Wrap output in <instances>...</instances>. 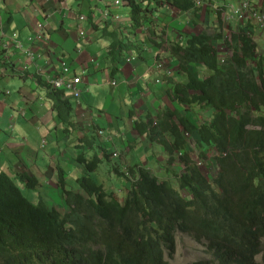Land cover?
Listing matches in <instances>:
<instances>
[{
  "label": "trees",
  "instance_id": "obj_1",
  "mask_svg": "<svg viewBox=\"0 0 264 264\" xmlns=\"http://www.w3.org/2000/svg\"><path fill=\"white\" fill-rule=\"evenodd\" d=\"M123 1L128 6L124 27H96L110 40L111 50L134 49L135 55L141 46H133L128 35L138 33L154 9L164 4L173 11H187L194 3ZM248 1L252 8L264 11V1ZM237 4H230L229 10ZM230 23L235 25L230 34L232 49L221 61L217 49L214 51L208 43L206 30H190L183 41L172 40L175 46L171 54L177 68L184 70L183 65L201 63L212 72L202 80L190 77L177 84L172 109L167 107L156 117L147 114L146 121L140 119L131 127L137 137L158 142L172 154L169 162L181 152L178 160L183 163L182 172L177 175L167 170L159 178L150 170L132 165L124 168L127 172L120 171L106 149L96 143L93 133L80 132L74 137L75 162L81 168L76 177L80 190L66 186L62 166L54 168L56 188L65 204L62 214L40 195L36 177L19 171L10 177L0 171V264H170L164 259V251H174L177 231L208 242L210 259L188 264H259L253 257L263 250L259 238L264 236V69L263 57H256L258 46L250 35L263 28L256 22L253 26L247 23L242 15ZM124 29L127 36L122 34ZM157 31L151 29L150 34L158 33L163 39V30ZM46 98L59 113L64 108L59 121L67 130L73 127L75 131L67 121H73V109L62 91H47ZM188 109L194 112V119L186 114ZM68 110H72L70 116ZM192 134L202 148L200 159H206L208 148L213 153L216 168L210 180L195 165L200 160H191L185 150L186 136ZM101 165L109 174L117 172L116 177L123 179L127 191L122 200L94 179L92 174ZM168 173L176 177L174 182ZM19 184L36 190L37 202L23 196Z\"/></svg>",
  "mask_w": 264,
  "mask_h": 264
},
{
  "label": "crops",
  "instance_id": "obj_2",
  "mask_svg": "<svg viewBox=\"0 0 264 264\" xmlns=\"http://www.w3.org/2000/svg\"><path fill=\"white\" fill-rule=\"evenodd\" d=\"M64 1L65 3L62 1V3L60 2L61 5L54 7L55 0H0V43L6 39L7 35L15 34L14 37L11 35V40L21 41L23 49L31 47L35 53L34 60L31 61V59L23 52L13 47L12 42L9 44V47L3 49L4 54L11 56L10 59L8 58V61L11 63L9 62L10 64L8 63V67H6L7 69H5L3 73H0V95L2 94L1 91L4 89L9 91L8 95H5L0 99V170L9 176H13L16 171L31 173L38 179L39 186L42 182L40 174L44 173L37 172L36 169L41 166L38 164L41 163V161H39L40 159H36L35 164L31 163L33 160V150L24 146L25 141L21 138L23 135L22 130L35 122L41 121L42 123H46L47 128H45L43 134H40V140L38 143L40 144V147H44L46 143H50V141H48V134H50V139L57 145L59 150L58 153L62 156L65 154L62 148H67V150H69V148L74 145V137H76L81 131L78 133L71 131L69 137L63 132L59 135L57 131L54 132L55 128L52 127V125L56 124L52 115H43V112L36 107V104L26 103L27 108L13 106L12 103L9 102V98L12 95L11 87L19 83V78L22 79L21 85L28 79L32 82H36L37 92L38 90H45L44 86H41L43 83H39V79L32 80L35 76L34 68H37L38 70L41 69L42 73L52 70V73L56 74V71L57 73L61 72L59 66L64 62L80 77V83L77 85V88L80 91L79 102L76 99H71L69 97L72 95L71 91H64V94H67V97L70 98L73 105L74 111H72V114L74 121L78 117L82 124L84 121V113L87 112L85 121H93L95 124H100L98 119H95L93 116V112L95 111L93 104L97 102V105L100 106L102 101L108 96L109 91L115 87L117 79L122 80L123 83L125 80L130 81L133 90L144 89V95H141L140 99L144 100L146 105L140 106L139 111H142L147 107L149 110L148 114H154L156 110L162 111L166 103H168L167 91L171 89L174 81L183 77L181 72L176 73L177 70L174 57L171 55L168 58V54L165 51L166 47L163 45L155 46V44L153 45L147 40L143 41L144 35L138 33H136L133 38L140 41L139 45L141 46L142 52L138 55L139 58L133 59L130 55L132 57L136 56L134 54H129L126 56V59L130 58L129 61L122 60L123 62L120 61L116 64L115 60L107 54V46L110 44V40L104 37L102 29L96 27L99 22L95 21L98 16V9L94 10V8L97 6L106 8L104 7L106 3H93V5H91L93 0L90 2H87V0L84 2L81 0ZM204 1L205 0H203L202 3ZM213 1L215 2V0ZM263 1L264 0H255L257 4H260ZM225 2H230L231 5H236L239 0H225ZM74 4L77 6L73 7ZM166 7L168 9V6ZM84 9H89V12ZM229 9L230 8H226L225 12L230 13L231 9ZM64 11H67V13L63 14ZM84 11L87 13L86 16L82 15V12ZM112 11H109L111 14L108 13L107 15L106 27H109L110 24H115L111 27H119V25L122 24L115 22L114 19L122 15L119 13L120 8H112ZM168 11L170 13L168 18L166 17L167 21L165 19L163 22L167 25L165 26V31H162L164 32V37L166 40L168 39L167 41L180 39L177 31L179 30V27L181 29L186 22L183 21L181 23L180 19L186 15L190 17V12L192 11L186 13H179L173 10ZM114 13L117 14L115 15ZM62 15H64L65 18H61ZM77 15L82 16L83 18L88 16V19L83 23V18L78 19ZM194 18L197 19V16L195 15ZM110 19H113L112 22ZM122 20H124L123 15ZM34 22L36 23V27L34 26ZM38 23H41L44 26L46 38L45 40L36 42L33 37L38 32ZM103 23L104 22L101 20L99 27H101ZM78 26H82L84 31L88 32V38L82 39L81 36L78 35ZM161 27V24L158 25V28ZM197 29L195 30H208V28L202 23L199 25L197 24ZM157 32L160 31L158 30ZM122 34L127 36L128 30H122ZM157 39H159V37H157ZM92 55L98 59L99 62H95L98 67L92 65L90 58ZM155 56L159 57V59ZM15 57L18 58L17 61H14ZM156 60L160 61L161 66H158L155 70L153 68L155 63H157ZM20 65H23L24 67L27 65L30 69L26 72H21ZM12 71L13 73H11ZM175 75H177L176 79ZM154 79H162V82L155 83ZM112 81L115 82H113V85L111 84ZM44 90L42 91L43 94ZM19 94L20 95L15 97L16 101L24 102L25 99L23 96L26 95V92L19 90ZM2 95L0 97H2ZM37 100L39 102L43 101L42 103L44 107L47 106L44 97L37 96ZM132 100L135 99L133 98ZM142 100H140L139 104L142 103ZM129 101L130 99L126 94L117 97V102L108 109L119 111L120 116L117 120L118 126L110 128L106 133L103 131V134L99 138L95 137V140L96 143L100 142L101 145L110 147V149L121 148L122 146H126V149L130 147L145 148V150L139 151L138 156L132 159V161H130L129 156V158L125 157L121 159L122 164L126 165H131L133 163L147 165V159L151 157L156 159L160 154L162 147L156 143H147L142 138L134 139L135 133L132 132V135L130 134V129L132 127L130 122L139 118L140 113L132 114L127 111ZM2 103L11 107L10 116H12L11 121L14 123V132L12 134H10L5 127L3 110L1 109ZM21 108L25 110L23 116H21L18 111ZM202 111L203 110H201V112ZM191 114L193 116V113ZM198 117L199 115L196 111V118ZM21 118H26V120L24 121ZM87 133H93L95 136V132L93 131ZM108 135H110V137H108ZM127 136H129V139H127ZM37 137L39 139V135H37ZM114 138H116V141H114ZM60 139H62L63 142H61ZM103 141H106L107 143L104 144ZM110 144L114 145L111 147ZM50 148L51 146L48 149ZM147 150H149V152ZM5 152L7 154H5ZM23 153H25L26 157L21 155ZM49 157L50 156H48V158ZM63 158L66 159L65 157ZM163 161L155 163L153 167L147 166L157 173L159 171L163 172L170 170L172 165L168 166L169 164H167L165 160ZM56 164L61 165L60 163ZM75 167H77L78 172L81 170L80 165L76 164ZM52 172L54 175L55 171L52 170ZM47 186L50 185H44V187Z\"/></svg>",
  "mask_w": 264,
  "mask_h": 264
},
{
  "label": "rangeland",
  "instance_id": "obj_3",
  "mask_svg": "<svg viewBox=\"0 0 264 264\" xmlns=\"http://www.w3.org/2000/svg\"><path fill=\"white\" fill-rule=\"evenodd\" d=\"M80 1V0H79ZM82 2L86 1V0H81ZM90 2L91 0H87V2ZM193 8H191L190 10L187 11H178L176 10V12L179 13H186V12H190L191 16H183L180 19V22L182 23L183 21L185 22L183 24V27H179L178 32V36L180 39H175L174 41H183V38L188 34V32L191 30L192 32H195L198 30L197 29V24H203L205 27L208 28L207 32L209 35V44L211 45V48L215 51V49H217V53L219 55V60L221 61L223 59L224 56H227L230 53V50L232 49V44L230 41V34H232L234 32V28L235 25L234 23L231 24L229 23V19H227L225 17V9L229 7L230 2L226 3L225 0H215V2L213 0H205L203 3V0H193ZM227 1V0H226ZM65 3V1H63ZM62 3V2H61ZM61 3H54L55 6L61 5ZM101 4V3H106L104 5V7L106 8H101V6H97L94 8V10H97V14L98 16L96 17V21L97 22H101V17H105L106 15H108V11H112V8H120L119 13L123 15V22L125 23L127 21V16H128V6L126 4H124L123 0H93L92 4ZM122 4V5H120ZM66 6V5H65ZM77 6L76 4L73 5V7ZM113 6V7H111ZM82 7V5H81ZM164 8V9H163ZM165 5H161L158 6V9H154L152 12V16L151 19H149L148 21H145L141 28L138 29V34H143V41L147 40L148 42L152 43L153 45L155 44V46L160 43V46H164L166 47V52L168 54V58L172 55L171 54V48L172 45L175 46V44H172L173 41H167L166 38L163 36V39L161 38L160 35H158V33L155 35H151L150 34V30L153 29V31L155 30H159L162 29L163 31H165V26L166 23H163L164 20L168 18L169 15V11ZM86 11L89 12V9H84ZM171 10V9H169ZM64 14H66V11L63 12ZM83 16H86L87 13L84 11L82 12ZM193 15V16H192ZM197 16V19L194 18V16ZM78 19H79V15H77ZM167 17V18H166ZM63 18H65V16H63ZM83 18V17H82ZM187 18V19H185ZM256 20V17H250L247 19V23L252 24L254 21ZM104 23L102 26L107 24V21L102 20ZM239 21V20H237ZM35 23V22H34ZM97 24L98 26L100 24ZM162 25L161 28H158V25ZM34 26L36 27V23L34 24ZM253 26V24H252ZM251 26V27H252ZM250 27V28H251ZM245 29H247V26L244 27ZM197 29V30H195ZM202 29V28H200ZM249 32L250 34L253 33ZM126 33V31H125ZM135 35H128L129 40H131L133 42V46L139 44L140 41H138V39L136 40V38H133V36ZM157 37H159V39H157ZM214 37V38H212ZM253 42H255L258 46L257 49V54L256 57L259 55L261 57H263V69H264V28L258 32V34L255 32V34H251L250 35ZM135 39V40H134ZM141 40V38H140ZM153 41H155L156 43H153ZM256 46V48H257ZM230 47V49H229ZM255 48V49H256ZM107 54L109 55V57L113 58L115 60V63L118 64L120 61L124 60V61H129V59H126V56H128L129 54H137L136 50L132 49V50H128V51H119V50H111L110 46H107ZM142 52V49L139 51L138 55H140ZM138 55H135L136 57H132L130 55L131 58L133 59H137L139 58ZM6 57H8L9 59L11 58L10 55H6ZM156 57V56H155ZM255 57V59H256ZM7 58V60H8ZM91 58V63L92 65H96L98 67L97 64H95V62H99L98 59H96L93 55L90 57ZM159 59V57H156ZM18 58L15 57L14 61H17ZM157 63H155V66L153 69H157L158 66H161V63L159 60H156ZM123 62V61H122ZM129 63V62H128ZM175 64H177L175 62ZM176 66V65H175ZM183 65L184 70L177 68L176 66V73L181 72V75L183 76L181 79H177L174 81L171 89L169 91H167V96H168V103H166L165 107L162 109V111H164L165 108L167 107H171V105H174L175 103H173L172 99H173V90L174 88L177 86V84H181L187 81L188 78L192 77L194 79H204L207 76H209L211 74V70L209 68H207L206 66H204L203 64H189L188 66ZM60 67V71L63 72H59L56 74L52 73V70L47 71L46 73H42L41 69L37 70L36 68H34V72L35 76L32 80L35 79H39V83H43L41 86L45 88L44 85V79H43V74H45V81L48 82V84L50 83L51 85H53V83L55 82H60L59 84H61L60 87L58 86H51L47 89H42V90H38V92L36 91V82H32L30 80H26L25 83H23L21 85V81L22 79L19 78V83H17L15 86L11 87L12 88V95L9 98V102L12 103L13 106L16 107H23V108H27L26 103H34L36 104V107L38 109H40V111L43 112V115H52L54 122L56 124L52 125L54 129V132L57 131L59 133V135L63 132L65 134L70 135L72 129H65V125L59 122V118H61V114H64V108L62 107V109H60V113H59V108H57V106L51 102V104H49L48 99L46 98V92L50 91V90H59L62 91L59 88H63L62 85L66 84L65 82H71L73 83L74 79L79 78V81L75 83V85L77 86L80 83V77L75 74L73 72V70H71L70 66L69 69H64V67L62 68V66ZM174 67V64H173ZM30 67H28L26 65V70H29ZM67 70H69L68 72H66ZM51 77V78H50ZM177 75H175V79H176ZM50 79V80H49ZM69 80V81H68ZM155 83H161L162 79H154ZM113 85V82L111 83ZM21 85V86H20ZM20 86V87H19ZM54 87V89H53ZM56 87V88H55ZM19 90H22L24 92H26V95H24V102H19L16 101L15 97L19 94ZM44 90V94L42 93V91ZM76 90H79L78 88ZM199 92V91H198ZM39 93V94H38ZM63 93V91H62ZM9 94L6 93V95ZM126 94L128 96V98L130 99V101L128 102V108L127 111L130 113H140L139 114V118L134 119L132 122H130V125H135L141 118H143L146 121V116L147 113H149L148 108L146 107L145 109H143L142 111H139V107L142 105H146L145 101L140 99L141 95H144V89L143 90H133L132 89V85L130 83V81L125 80L124 83L122 82V80L117 79L116 83H115V87L112 88L109 91L108 96L102 101V103L100 104V106L97 105V102H95L93 104V107L95 109V111L93 112V116L95 119H98L100 124H95L93 121H85V117H86V113H84V121L81 124L80 118H76L74 121V117H73V123L71 120L68 121L71 122L76 129H75V133H78L79 131L85 133V132H90L93 131L95 132V137L99 138L102 134L103 131L106 133V131H109L110 128H113L114 126H118L117 124V120L119 118V111H115V110H109L108 108L112 105H114V103L117 102V97L119 95H124ZM70 95V94H69ZM37 96H42L44 97V101L47 103V106L44 107L43 106V101L39 102L37 100ZM77 96V94H72L69 97L71 99H74ZM46 98V99H45ZM66 98L69 102L70 105V99L67 97ZM135 100H132V99ZM140 100H142V103L139 104ZM49 104V105H48ZM73 109V106H71ZM197 108V107H195ZM1 109L3 110V117L5 120V127L7 128V130L9 131L10 134H12L14 132V123L11 121L12 116H10V112H11V107L5 105L4 103H2ZM181 111H185L184 109L180 108ZM19 114L21 116L24 115L25 110L24 109H19ZM72 110H68L67 112H69V115H71ZM147 111V112H146ZM66 112V113H67ZM58 113V115H57ZM157 111L154 113L156 115ZM189 113L191 114V110L188 109L186 110V114ZM194 113V112H193ZM154 114H151L153 116H155ZM200 114H202L203 119L200 118V120L202 119L203 121L206 120L205 119V114L204 112H200ZM59 117V118H58ZM189 117V116H188ZM192 119H194V117H191ZM24 121L26 120V118H21ZM195 119L197 120V122H199V120L195 117ZM157 119H155V121H153V123L156 122ZM77 124V126H76ZM46 123H42L41 121L39 122H35L33 124H31L29 127L24 128L22 130V139L25 141L24 142V146L33 150V160L35 161H31L32 164L36 163V159H40L39 161H41V163H39L38 169H36L37 172H42L44 174H40V177H42V182L41 185L39 187H37V190L39 191L40 195H44V197H47L49 199V204L51 206H54L60 213H64L63 211H65L64 207L65 204H63V201L61 200V197L58 193V190L56 188V182H55V178L53 175L52 170H54V168L58 165V166H63V169L65 171V179H66V186L70 189L73 190H80L78 188V183H76V179L75 177L78 176V169L76 166V162H75V155H76V144L73 145L72 147L69 148V150H67V148H62V150L65 152L64 156L60 155L58 152V148L57 145L50 140V143H46L43 146L40 147V144L38 143V141L40 140V134L44 133V130L46 127ZM50 131V130H49ZM132 132L135 133V137L136 138H142L145 142H147L143 137H137V133L135 132V130H133L132 128L130 129V134L132 135ZM49 133V132H48ZM80 134V133H79ZM78 134V135H79ZM97 134V135H96ZM37 135H39V139L37 137ZM77 135V136H78ZM195 134H192L191 136H186V142H187V147H186V152L187 154H189L190 159L191 160H200L198 163H196L195 165L197 167H200L201 170L204 172V174L206 175V177L210 180L212 177L211 175H213L215 173V163L213 160V153L211 152V150L208 148V152L206 153V159L202 160L200 159L202 157V148L201 145H199V143L197 142V138L194 137ZM29 137V138H28ZM48 137H50V134H48ZM94 137V138H95ZM108 137H110V135H108ZM33 138V141L32 139ZM21 139V141H22ZM30 141H29V140ZM127 139H129V136H127ZM126 139V140H127ZM189 139V140H188ZM73 140V139H72ZM44 141V140H43ZM61 142H63L62 139H60ZM114 141H116V138H114ZM33 142V143H32ZM76 142V140L74 139V143ZM103 143H107L106 141H103ZM149 143V142H148ZM152 143H156L159 144L158 142H152ZM190 143V144H189ZM50 144V145H49ZM98 144L101 145L100 142H98ZM38 145V146H37ZM114 144H110V146L112 147ZM162 147V150L160 151V154L158 155V157L155 159L154 157H151L149 159H147V165L148 166H154V164L158 161H167L169 163L168 166H171L170 170H173L174 172L177 173V175H179L184 166L182 162H179L178 160V156H180L181 152H178L176 154H174L175 159L172 162L168 161L169 157H173L172 154H167L164 151V148L161 144H159ZM37 148H36V147ZM51 146L50 150H48V148ZM104 147V149H106V151L109 153V158L111 159L112 162H114L116 165H118V168L120 171L123 172H127L126 168V164H122V160H120L121 158H129L130 157V161H132V159H134L135 157L138 156V152L139 151H143L144 149H141L139 147H130V148H125L126 146H122L121 148H115V149H110V147H106L104 145H102ZM116 146H120V145H116ZM45 150V151H44ZM49 151V152H48ZM149 152V150H147ZM47 152V153H46ZM184 152V151H183ZM206 152V150H205ZM42 153V154H41ZM50 153V157L48 158ZM23 157L25 156V153L21 154ZM129 156V157H128ZM47 157V158H46ZM63 157H65L66 159H64ZM148 157V156H147ZM99 158H102L101 155ZM47 159V160H46ZM34 162V163H33ZM56 163H60L56 164ZM119 163V164H118ZM134 168L137 167H142L145 170H150L152 171L155 175H159V178H163V173L164 171H159L158 173L155 172L154 170H152L150 167H148L147 165H137L135 166V163L131 164ZM102 166V165H101ZM99 167L98 170H96V173H93L92 175H95V178H97L96 180H98L99 182H101L104 186V189L108 190V191H112L113 196H115L118 200H122L124 197L125 192V188L122 185V178H116L115 176H117L115 173H110L108 171L105 170L104 165L102 167ZM160 167V166H159ZM162 168V167H160ZM32 169V168H30ZM157 171V170H156ZM173 172V173H174ZM105 173V175H104ZM29 175H33L31 173H27ZM109 175V176H108ZM172 176V173H168V176ZM34 176V175H33ZM35 177V176H34ZM105 177V178H104ZM109 177V178H108ZM101 179V180H100ZM122 179V180H119ZM119 180V181H118ZM170 180L172 182H174L176 180V177H171ZM68 181V182H67ZM47 182V183H46ZM71 182V183H70ZM50 185L47 187H44V185ZM19 186L21 187V185L19 184ZM75 186V187H74ZM54 187V188H53ZM73 187V188H72ZM51 188V189H50ZM21 189L24 191V195L30 200V201H36V195H37V191L35 190H26L25 188L21 187ZM56 190V191H55ZM53 191V192H52ZM42 193V194H41ZM45 193H47L48 195L45 196ZM183 194H185L184 192H182ZM174 243H175V247H174V251L169 254L168 251H164V259L165 261H167L170 264H188V263H192L198 260H208L210 259V253L208 252V242L205 239H201V240H196V238L194 236H192L189 232H180L177 231L175 232L174 235ZM261 256L257 255L256 257V261H258L259 264H264L260 258ZM212 264V262H210Z\"/></svg>",
  "mask_w": 264,
  "mask_h": 264
},
{
  "label": "bare ground",
  "instance_id": "obj_4",
  "mask_svg": "<svg viewBox=\"0 0 264 264\" xmlns=\"http://www.w3.org/2000/svg\"><path fill=\"white\" fill-rule=\"evenodd\" d=\"M63 1V0H62ZM61 1V2H62ZM120 5H122V4H120ZM164 5V4H163ZM67 7H69V6H67ZM70 8V7H69ZM59 9H61V8H59ZM158 9V8H157ZM251 9H254V8H252L251 6H250V4H249V1L248 0H241L238 4H237V6H232V11L230 12V13H226L225 14V17L227 18V19H229V23L230 22H233V21H235L238 17H240L241 15L242 16H245V18L246 19H248V18H250V17H253V16H255L256 17V20L254 21V22H256L259 26H261L262 28H264V25H262V21L264 20V11L261 9V10H256V9H254V10H251ZM114 10V9H113ZM167 10V9H166ZM169 10V9H168ZM61 11V10H60ZM66 13H67V11H66ZM108 13H110L109 11H108ZM112 13H113V11H112ZM64 14V13H63ZM111 14V13H110ZM115 14V13H114ZM117 14V13H116ZM115 14V15H116ZM63 16L64 15H62L61 16V18H63ZM111 16V15H110ZM120 17H122V15L120 16ZM82 18V16H79V19H81ZM105 21V20H104ZM115 25V24H114ZM81 27L82 26H78L77 27V32H78V35L79 36H81ZM11 35H12V37H14L15 36V34H10V35H7L6 36V39L5 40H3L1 43H0V52H1V56H2V60H0V73H3L4 72V70L5 69H7L6 68V64H7V58L8 57H6V55L7 54H4L3 53V49H6L7 47H9V44L11 43ZM18 44H20V45H22V43H21V41H18V40H15ZM23 53L26 55V56H28L30 59H31V61L32 60H34V50H32L31 49V47H27V48H25V49H23ZM10 62V61H9ZM11 63V62H10ZM9 63V64H10ZM13 65V64H12ZM60 66H62V68L64 67V69L66 68V69H69V67L64 63V62H62L61 64H60ZM14 69V68H13ZM69 70H67L66 72H68ZM61 72H63V71H61ZM11 73H13V71L11 72ZM51 78V77H50ZM50 80V79H49ZM69 81V80H68ZM78 81H79V78H78ZM74 82V81H73ZM48 83V82H47ZM65 83H67V82H65ZM112 83V82H111ZM115 83V82H114ZM113 83V84H114ZM50 84V83H49ZM75 85V84H74ZM55 86V85H54ZM1 87H2V85H1ZM56 88V87H55ZM53 89H54V87H53ZM0 90H1V88H0ZM1 93L3 94H1L2 95V97H0V99L1 98H3L5 95H6V93H8V90L7 89H4L3 91H1ZM39 94V93H38ZM63 94V93H62ZM0 95V96H1ZM65 95H67V94H65ZM46 99V98H45ZM70 99V98H69ZM75 99V98H74ZM80 101H82V100H80ZM71 102V101H70ZM72 104V103H71ZM176 105V104H175ZM71 106H73V105H71ZM168 108H170V107H168ZM170 109H172V107L170 108ZM74 111V110H73ZM151 111V110H150ZM158 113H160L159 111H161V110H156ZM147 112V111H146ZM71 114V113H70ZM148 114V113H147ZM74 115H76V114H74ZM155 115V114H154ZM158 115V114H157ZM163 115V114H162ZM70 116V115H69ZM155 117H156V115H155ZM154 117V118H155ZM71 118V117H70ZM69 118V119H70ZM71 120V119H70ZM67 121H69V120H67ZM66 121V122H67ZM60 122V121H59ZM61 123H63V122H61ZM72 123H73V121H72ZM71 122H69V124H72ZM68 125V124H67ZM70 126H72V125H70ZM76 126H77V124H76ZM71 128H73V127H70V129ZM66 129V128H65ZM67 130V129H66ZM73 130V129H72ZM90 135V134H89ZM97 135V134H96ZM47 136V135H46ZM144 136V135H143ZM81 137V136H80ZM29 138V137H28ZM50 138V137H49ZM49 138H48V141H50L49 140ZM32 139V141H33V138H31ZM78 139V138H77ZM29 140V139H28ZM54 140V139H53ZM189 140V139H188ZM24 141V140H23ZM30 141V140H29ZM52 141V140H51ZM21 143V142H20ZM33 143V142H32ZM44 143V142H43ZM148 143V142H147ZM190 144V143H189ZM44 145V144H43ZM38 146V145H37ZM46 146V145H45ZM36 147V146H35ZM95 147H97V146H95ZM28 148H29V146H28ZM37 148V147H36ZM91 148V147H90ZM27 149V148H26ZM91 149H93V148H91ZM159 149V148H158ZM48 150H50V149H48ZM45 151V150H44ZM49 152V151H48ZM97 152V151H96ZM47 153V152H46ZM5 154H7L6 152H5ZM4 154V155H5ZM42 154V153H41ZM50 154V153H49ZM50 156V155H49ZM13 158V157H12ZM47 158V157H46ZM5 159V158H4ZM3 159V160H4ZM123 159V158H122ZM122 159H120V160H122ZM6 160V159H5ZM4 160V161H5ZM47 160V159H46ZM7 161V160H6ZM34 161V160H33ZM35 162V161H34ZM33 162V163H34ZM158 162V161H157ZM156 162V163H157ZM164 162V161H163ZM39 164V163H38ZM119 164V163H118ZM37 165V164H36ZM116 165V164H115ZM14 166V165H13ZM26 167V166H25ZM36 167V166H35ZM42 167V166H41ZM27 168V167H26ZM9 169V168H8ZM38 169V168H37ZM58 169V168H57ZM83 169H84V167H83ZM60 170V169H59ZM85 170V169H84ZM1 172H2V170H0ZM8 171V170H7ZM87 171V170H86ZM107 171V170H106ZM25 172V171H24ZM58 172V171H57ZM115 172V171H114ZM115 173H117V172H115ZM25 174V173H24ZM59 174V173H58ZM85 174V173H84ZM26 175V174H25ZM104 175H105V173H104ZM4 176V175H3ZM28 176V175H27ZM109 176V175H108ZM157 177H159V175H156ZM164 176V175H163ZM6 177V176H5ZM11 177V176H10ZM13 177V176H12ZM30 177V176H29ZM59 177V176H58ZM81 177V176H80ZM94 177H95V175H94ZM116 177V176H115ZM31 178V177H30ZM57 178V177H56ZM105 178V177H104ZM109 178V177H108ZM117 178V177H116ZM27 179V178H26ZM58 179V178H57ZM75 179H76V177H75ZM79 179V178H78ZM94 179H97V178H94ZM21 180V179H20ZM31 180V179H30ZM101 180V179H100ZM119 180H122V179H119ZM118 180V181H119ZM15 181V180H14ZM23 181V180H22ZM28 181V180H27ZM37 181V180H36ZM57 181V180H56ZM98 181V180H97ZM9 182V181H8ZM68 182V181H67ZM76 182V181H75ZM123 182V181H122ZM15 183H17V182H15ZM31 183V182H30ZM33 183H35V182H33ZM33 183H31V185L33 184ZM71 183V182H70ZM76 183H78V181L76 182ZM101 183V182H100ZM65 184V183H64ZM11 185V184H10ZM122 185H123V183H122ZM102 186V185H101ZM24 187V186H23ZM26 187V186H25ZM27 187H28V185H27ZM75 187V186H74ZM21 188V187H20ZM54 188V187H53ZM73 188V187H72ZM79 188V187H78ZM51 189V188H50ZM22 190V189H21ZM20 190V192L22 193V195L24 196V189L21 191ZM27 190V189H26ZM17 191H18V189H17ZM56 191V190H55ZM107 192V191H106ZM37 196V195H36ZM40 199V198H39ZM38 201H40V200H38ZM36 202H37V200H36ZM33 203V202H32ZM63 212H65V211H63ZM63 214V213H62ZM260 243H261V246H262V248H263V250L261 251V250H259V252L257 253V254H255L254 255V257H253V260L254 261H256V257H257V255L259 256H261L260 258H261V260H262V262H263V257H264V236H261L260 238H259V246H260ZM51 259V258H50ZM52 260V259H51ZM60 261V260H59ZM256 262H258V261H256ZM57 263V262H56ZM264 263V262H263ZM63 264V263H62ZM66 264V263H65Z\"/></svg>",
  "mask_w": 264,
  "mask_h": 264
},
{
  "label": "clouds",
  "instance_id": "obj_5",
  "mask_svg": "<svg viewBox=\"0 0 264 264\" xmlns=\"http://www.w3.org/2000/svg\"><path fill=\"white\" fill-rule=\"evenodd\" d=\"M64 1V0H63ZM54 3V2H53ZM54 7H55V5H54ZM88 19V16L86 17V18H83V23L84 22H86V20ZM101 19L102 20H106L107 19V15L105 16V17H101ZM111 20V22H112V20L113 19H110ZM95 21H96V19H95ZM114 21L115 22H117V23H121L122 25H119V27L120 26H122V27H124L127 23H128V16H127V21H126V23H124L123 22V20H122V17H116L115 19H114ZM97 22V21H96ZM112 25H114V24H110V26H112ZM37 29H38V32H37V34L33 37V39L37 42V41H40V40H45V38H46V35H45V30H44V26L41 24V23H38L37 24ZM125 30V29H124ZM81 38L82 39H84V38H88V32H86V31H84V29L81 27ZM12 43H13V47H15V48H17L18 50H20L21 52H23V47H22V45H20V44H18L15 40H12L11 41ZM9 60V59H8ZM7 60V64H6V67H8V63H9V61ZM29 67V66H28ZM37 69V68H36ZM38 70V69H37ZM20 71L21 72H26V71H28V70H26V67H24L23 65H20ZM36 72H34V74H35ZM43 79H44V85H45V89H47V88H49V87H51V86H53V85H51V84H48L46 81H45V74L43 75ZM112 82H114V81H112ZM74 87H75V89H77V86L76 85H74ZM59 89H61L62 91H63V94H64V91H66V90H69V91H71L72 92V94H74L73 93V90L72 89H69V88H66V87H63V88H59ZM78 91V94H77V96L75 97V99L79 102V96H80V91L79 90H77ZM64 96H65V94H64ZM66 97V96H65Z\"/></svg>",
  "mask_w": 264,
  "mask_h": 264
},
{
  "label": "built area",
  "instance_id": "obj_6",
  "mask_svg": "<svg viewBox=\"0 0 264 264\" xmlns=\"http://www.w3.org/2000/svg\"><path fill=\"white\" fill-rule=\"evenodd\" d=\"M262 25H264V20L262 21ZM76 82H78V80H77V79H74V82H73V83H71V82H67L66 84H64V85H62V86H63V87H66V88H69V89H72L74 94H78V91H77V90L75 89V87H74V84H75ZM59 83H60V82H59ZM59 83H58V82H55V83H53V85L60 87L61 84H59Z\"/></svg>",
  "mask_w": 264,
  "mask_h": 264
}]
</instances>
